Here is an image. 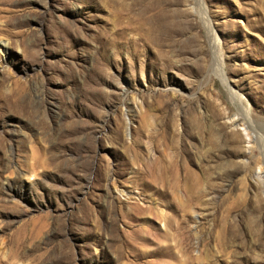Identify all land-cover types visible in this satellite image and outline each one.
Returning <instances> with one entry per match:
<instances>
[{
	"label": "rangeland",
	"instance_id": "obj_1",
	"mask_svg": "<svg viewBox=\"0 0 264 264\" xmlns=\"http://www.w3.org/2000/svg\"><path fill=\"white\" fill-rule=\"evenodd\" d=\"M0 42L4 264H264V0H0Z\"/></svg>",
	"mask_w": 264,
	"mask_h": 264
},
{
	"label": "bare ground",
	"instance_id": "obj_2",
	"mask_svg": "<svg viewBox=\"0 0 264 264\" xmlns=\"http://www.w3.org/2000/svg\"><path fill=\"white\" fill-rule=\"evenodd\" d=\"M0 47H2L3 48V50L6 52V53H8V50H9V48H8V44L7 43H3V42H0ZM163 164V163H162ZM148 166V165H147ZM146 166V167H147ZM163 166V165H162ZM171 166V165H170ZM150 168V167H149ZM169 169V168H168ZM138 206V205H137ZM135 207V206H134ZM135 208H137V207H135ZM136 210V209H135ZM139 210H141V209H139ZM130 213V212H129ZM136 214V213H135ZM137 215V214H136ZM134 216V215H133ZM0 264H4L2 261H1V258H0ZM11 264H13V263H11Z\"/></svg>",
	"mask_w": 264,
	"mask_h": 264
}]
</instances>
